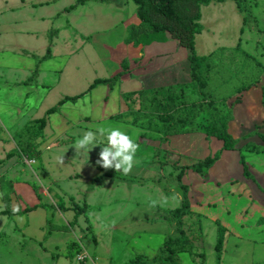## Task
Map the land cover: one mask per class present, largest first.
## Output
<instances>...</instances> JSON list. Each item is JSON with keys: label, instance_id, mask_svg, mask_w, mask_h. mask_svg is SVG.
<instances>
[{"label": "crops", "instance_id": "crops-1", "mask_svg": "<svg viewBox=\"0 0 264 264\" xmlns=\"http://www.w3.org/2000/svg\"><path fill=\"white\" fill-rule=\"evenodd\" d=\"M91 1L108 5V12H101V6H97L96 13L84 15L81 9ZM123 1L0 0V260L4 259V264H62L65 259H75L70 256L76 242L67 241L66 252L57 253L60 237H55L69 229L82 238V229L89 228L82 214L93 205L81 190L61 187V181L78 178L79 171L72 169L63 178L50 172L57 158H63L60 150L73 146L88 131L95 133L98 127L116 126L118 122L131 125V107L139 105L132 98L139 97L143 89L191 81L189 51L169 35L144 45L125 42L129 26H139L141 20L137 5L129 9L130 0ZM111 7L114 14L110 13ZM23 9L25 12L19 14ZM58 19L64 21L57 22ZM86 21L99 27L85 31ZM245 26L243 17L241 30ZM117 31L122 34L119 43L113 41ZM236 47L251 54L264 68V50L254 53L242 48L240 42L237 46L210 49L203 56L220 48ZM118 74L122 76L112 88L99 84L88 91L96 79ZM238 94L242 101L234 106L228 123V132L238 141L231 149L239 151L236 167L226 161L216 178L212 174L227 153L221 141V157L211 168L203 172L183 169L182 158L204 159L206 151L201 145L217 139L196 131L145 141V154L136 155L156 160L162 151L161 157L169 159L165 163L174 170L182 167V179L162 191L170 194L178 189L183 200L180 183L187 186L193 212L184 221L194 247L192 252L180 254V264H208L206 253L197 250L204 248L210 231L207 226H216L217 239L219 228H224L219 264H264V73L256 85ZM78 95L81 96L66 101L58 111L47 113L65 97ZM43 118L46 125L37 134L36 121ZM97 143L105 145L107 140L97 136ZM168 153L177 156L165 157ZM67 162L73 164L68 160L60 163L64 166ZM33 181L38 182L37 186ZM175 183L182 188L183 198ZM221 185L224 190L218 187ZM65 209L72 210L74 218L67 221L62 214ZM56 214L60 220H56ZM169 223L173 227L170 232L168 226L165 231L137 234L130 245L154 257L165 237L175 231L176 222ZM89 257L92 264H97L96 257L89 254L84 263Z\"/></svg>", "mask_w": 264, "mask_h": 264}, {"label": "rangeland", "instance_id": "rangeland-1", "mask_svg": "<svg viewBox=\"0 0 264 264\" xmlns=\"http://www.w3.org/2000/svg\"><path fill=\"white\" fill-rule=\"evenodd\" d=\"M239 2L240 7L238 9L235 0L212 1L209 5H200L202 15L200 22L203 24L204 29L196 35L195 50L198 55H206L210 49H215L218 46H237L239 42L242 48L251 49L254 53L264 50V0H239ZM97 6H101V12H108V5H101L95 1L84 5L81 11L84 15L94 14L97 12ZM134 6L136 8V4L130 0L129 9ZM25 10L23 9L19 14L24 13ZM110 10V13L114 14L115 10L112 7ZM238 10H242V14ZM243 17L246 19V26L244 30H241ZM60 21H64V19L57 20V22ZM91 27L99 26L92 25L87 21L83 22V29L85 31ZM121 35V32L117 31L115 40L113 41L119 43L120 39L118 38ZM257 43L260 44V47H257ZM117 47L118 45L115 44V50H117ZM230 55L232 56V53L226 52L220 66L214 70L215 76L219 78L217 79V83L215 81H208L205 89L216 105L226 109L238 97V94L232 95L234 86L228 79L230 77V69L233 70L234 68ZM262 62L264 63V57ZM137 101L139 105L131 107L133 110L131 114L132 119L145 116L149 110L150 102L149 100H144L141 94H139V97L132 98V102ZM131 120L128 121L131 122ZM189 122H192V125L185 130L184 134L195 131L204 133L201 129H198L201 126L198 112H195L194 115L188 118L187 123ZM130 124L118 122L116 126H103L119 128L128 134L138 145L133 160V167L128 174H122L111 168H99L96 163L102 147L99 145L94 146L89 153L76 151L71 145L63 147L60 150V155L63 158H57V164L49 168L51 173H56L58 177L62 178L70 173L72 169L79 171L78 178L71 179L70 177L67 180L61 181V187H66L65 189L70 191L75 189L81 190V194L93 205L88 209L86 208L85 214H82L83 218H86L87 222H89L87 224L89 228L82 229L81 233H84L82 238L76 232V234H73L69 229L56 234L55 239L60 237L57 253L66 252L67 241L72 240V242H76V247L71 249L72 257L70 256V259H75L69 261L65 259V261H62V264H92L90 257L86 258V263H84L85 259L82 262L77 260V257L85 251H87L89 256L96 257L97 264H134L133 259L136 253L142 254L136 247L130 245L133 240L129 243L134 235L165 231L168 226V232L173 229L169 223L171 221L166 215L169 209L178 208L181 206V201L182 204L184 203V198L182 197L183 191L178 186V183L174 184L175 187L180 188L183 200L178 196V189L170 191V194H163L162 191L170 188L174 182H178L180 173L183 172L181 171L182 167L175 168L174 170L173 166L165 163L169 159L161 157L162 151L157 153L156 160L155 158L152 160L145 157H136L137 153H141L140 155L145 154V150L148 147L145 141L151 142L154 138H161L162 122L160 120L146 119L141 121L138 126ZM232 129L233 125L231 131ZM201 140L197 143L199 144ZM104 144L107 145V143ZM221 145L222 142L219 139H212L210 142L205 141L201 145V148L203 147L206 151V155L203 158L206 159L211 155L214 156L216 152L221 151ZM155 149L154 151L157 150ZM226 151L227 153L223 161H219L212 169V174L215 178L217 171L222 170L226 161L233 167L237 165V154L239 155V151ZM171 155L177 156L176 154L168 153L165 154V157ZM62 160L73 161V164L67 162L62 166L60 163ZM195 161L194 159L182 158L181 164L186 166L187 164H194ZM189 180L190 178L186 177L185 181L189 182ZM33 182L37 186L38 182ZM218 187L224 190L222 189L223 185ZM62 214L67 221L72 217L74 218L72 210L65 209L62 211ZM58 216L56 214V220L58 218L60 220ZM207 227L210 231L203 242L204 248L200 250L198 247L197 250L206 253V263L216 264L215 244L217 228L216 226ZM94 237L97 242L93 239ZM82 244L84 245L83 248L81 247ZM5 249L6 246L4 245L2 251L4 252ZM1 260L4 259L1 258ZM1 260L0 264H4Z\"/></svg>", "mask_w": 264, "mask_h": 264}, {"label": "trees", "instance_id": "trees-1", "mask_svg": "<svg viewBox=\"0 0 264 264\" xmlns=\"http://www.w3.org/2000/svg\"><path fill=\"white\" fill-rule=\"evenodd\" d=\"M89 0H77V3H86ZM106 1V0H101ZM212 1L224 0H133L137 5V16L141 20L139 26H129V35L125 42L134 45L149 44L155 40H165L167 35L176 40L180 47L189 51L191 81L188 84L180 83L165 86L157 89H143L141 95L144 100H149L150 106L147 114L143 117H136L132 124L138 125L141 121L158 119L162 122V139L169 136L185 133L192 122L188 118L199 113L201 129L208 137H215L223 142V150H231L238 143L228 132V123L233 118V108L242 101L244 92L256 85L264 68L248 52L236 48H220L214 54L200 56L195 50V37L204 29L201 19L200 5H208ZM240 7L239 0H236ZM241 9V8H239ZM242 11V10H240ZM226 52L232 53L233 70L230 69L228 78L234 86L232 95L238 97L229 105L223 108L216 105L208 92L205 91L208 81L217 83L214 70L220 66L221 60ZM50 56V48L47 57ZM122 74L113 78H98L88 88V91L99 84H106L112 88ZM65 97L56 107L48 110V114L58 111L60 106L68 100H76L80 97ZM212 99V100H211ZM190 100V102H189ZM204 123V124H203ZM46 125V118L36 121L35 133L38 134ZM264 139V138H263ZM221 157V152L214 156L199 160L194 164L187 165L183 169H192L195 172H203L211 168ZM180 173L179 180L182 179ZM184 189V203L168 212L167 218L176 222L175 231L169 233L164 240L162 247L156 255L149 258L143 254L136 253L134 264H180V254L192 252L194 243L185 229L184 218L192 214V207L187 198V186L180 183ZM80 214V212H78ZM224 244V228H219L218 239L215 245L218 264L221 261Z\"/></svg>", "mask_w": 264, "mask_h": 264}, {"label": "clouds", "instance_id": "clouds-1", "mask_svg": "<svg viewBox=\"0 0 264 264\" xmlns=\"http://www.w3.org/2000/svg\"><path fill=\"white\" fill-rule=\"evenodd\" d=\"M97 136L105 137L107 145L97 143ZM96 145H101V151L96 163L103 169L112 168L128 174L133 167L134 156L138 145L133 139L119 128L98 127L96 132L84 133L73 145L76 151L88 152ZM18 211V209H13Z\"/></svg>", "mask_w": 264, "mask_h": 264}, {"label": "built area", "instance_id": "built-area-1", "mask_svg": "<svg viewBox=\"0 0 264 264\" xmlns=\"http://www.w3.org/2000/svg\"><path fill=\"white\" fill-rule=\"evenodd\" d=\"M0 176H1V172H0ZM86 253H83V254H81V255H79L78 257H77V260L78 261H82L85 257H86Z\"/></svg>", "mask_w": 264, "mask_h": 264}]
</instances>
